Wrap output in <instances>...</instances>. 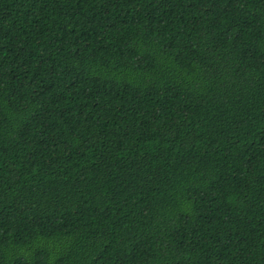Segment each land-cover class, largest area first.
<instances>
[{
	"label": "trees",
	"instance_id": "1",
	"mask_svg": "<svg viewBox=\"0 0 264 264\" xmlns=\"http://www.w3.org/2000/svg\"><path fill=\"white\" fill-rule=\"evenodd\" d=\"M0 264H264V0H0Z\"/></svg>",
	"mask_w": 264,
	"mask_h": 264
}]
</instances>
